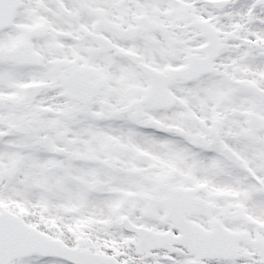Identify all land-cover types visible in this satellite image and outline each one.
Listing matches in <instances>:
<instances>
[{
  "label": "snow or ice",
  "instance_id": "obj_1",
  "mask_svg": "<svg viewBox=\"0 0 264 264\" xmlns=\"http://www.w3.org/2000/svg\"><path fill=\"white\" fill-rule=\"evenodd\" d=\"M0 264H264V0H0Z\"/></svg>",
  "mask_w": 264,
  "mask_h": 264
}]
</instances>
